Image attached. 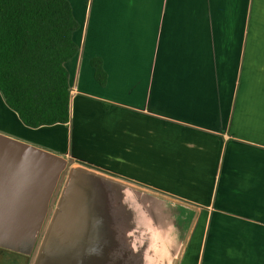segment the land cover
<instances>
[{
  "label": "crops",
  "instance_id": "0c3cea01",
  "mask_svg": "<svg viewBox=\"0 0 264 264\" xmlns=\"http://www.w3.org/2000/svg\"><path fill=\"white\" fill-rule=\"evenodd\" d=\"M69 1V122L0 133L195 208L177 264H264V0Z\"/></svg>",
  "mask_w": 264,
  "mask_h": 264
},
{
  "label": "water",
  "instance_id": "95a60500",
  "mask_svg": "<svg viewBox=\"0 0 264 264\" xmlns=\"http://www.w3.org/2000/svg\"><path fill=\"white\" fill-rule=\"evenodd\" d=\"M197 210L0 133V248L28 264H177Z\"/></svg>",
  "mask_w": 264,
  "mask_h": 264
},
{
  "label": "trees",
  "instance_id": "16d2710c",
  "mask_svg": "<svg viewBox=\"0 0 264 264\" xmlns=\"http://www.w3.org/2000/svg\"><path fill=\"white\" fill-rule=\"evenodd\" d=\"M78 28L69 0H0V96L25 127L69 122L65 64L78 52ZM90 66L104 87L102 59L92 57Z\"/></svg>",
  "mask_w": 264,
  "mask_h": 264
},
{
  "label": "flooded vegetation",
  "instance_id": "af4514ba",
  "mask_svg": "<svg viewBox=\"0 0 264 264\" xmlns=\"http://www.w3.org/2000/svg\"><path fill=\"white\" fill-rule=\"evenodd\" d=\"M29 257L0 248V264H28Z\"/></svg>",
  "mask_w": 264,
  "mask_h": 264
},
{
  "label": "rangeland",
  "instance_id": "374dc122",
  "mask_svg": "<svg viewBox=\"0 0 264 264\" xmlns=\"http://www.w3.org/2000/svg\"><path fill=\"white\" fill-rule=\"evenodd\" d=\"M41 147V146H40ZM43 149H46V148H44V147H42ZM48 150V149H47ZM51 151V150H50ZM54 152V151H53ZM56 153V152H55Z\"/></svg>",
  "mask_w": 264,
  "mask_h": 264
}]
</instances>
